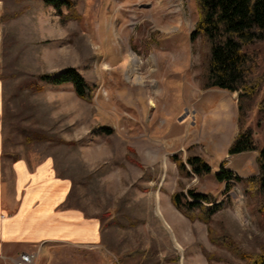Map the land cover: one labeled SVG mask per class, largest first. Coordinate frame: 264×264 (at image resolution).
<instances>
[{
    "label": "rangeland",
    "instance_id": "1",
    "mask_svg": "<svg viewBox=\"0 0 264 264\" xmlns=\"http://www.w3.org/2000/svg\"><path fill=\"white\" fill-rule=\"evenodd\" d=\"M73 1L78 19H63L42 0H0L4 169L19 158L30 165L50 158L57 177L72 183L68 205L100 219L102 243L23 247L0 264L29 252H37L35 264H208L205 252L220 259L214 264L237 261L209 241L208 227L264 252L261 216L243 185L234 181L225 194L215 178L223 162L239 177L256 176L257 158L228 154L219 162L206 151L211 139L236 138L238 94L201 89V40L191 42L195 0ZM249 50L263 71L264 42ZM66 68L94 87L91 102L71 84L39 80ZM221 98L234 111L219 123ZM259 118L254 111L248 125L262 148ZM173 155L200 156L213 172L178 181ZM183 189L211 195L224 208L210 225L192 222L169 205L170 193Z\"/></svg>",
    "mask_w": 264,
    "mask_h": 264
},
{
    "label": "trees",
    "instance_id": "2",
    "mask_svg": "<svg viewBox=\"0 0 264 264\" xmlns=\"http://www.w3.org/2000/svg\"><path fill=\"white\" fill-rule=\"evenodd\" d=\"M53 6L63 19H78L77 3L73 0H42ZM198 21L191 33V42L201 40L203 73L201 89H220L238 94V134L229 147L228 154L235 156L245 152H257L258 175L242 178L221 164L215 174L219 183L225 184V194L233 188V182L243 185L245 194L255 204L264 228V146L256 145L254 132L248 123L254 111L260 115L258 124L264 126V70L260 69L258 54L249 49L264 42V0H195ZM66 8L69 15H64ZM41 82L61 86L71 84L76 95L85 101L93 99L94 87L73 68L60 73L44 74ZM37 90H41L38 88ZM110 132L108 129H105ZM180 177L204 179L211 175V165L200 156H189L185 161L172 156ZM174 208L188 220L210 225L212 218L224 208L211 195L197 193L193 189L181 190L171 195ZM209 241L218 248L229 251L237 261L228 264H264V252H249L228 232L218 233L208 227ZM208 264L217 257L204 253Z\"/></svg>",
    "mask_w": 264,
    "mask_h": 264
},
{
    "label": "crops",
    "instance_id": "3",
    "mask_svg": "<svg viewBox=\"0 0 264 264\" xmlns=\"http://www.w3.org/2000/svg\"><path fill=\"white\" fill-rule=\"evenodd\" d=\"M1 92L0 82V113ZM225 100L221 98L216 104L224 105L219 111V123L223 120L222 115L233 114L234 111L233 108L228 110L229 104ZM188 140L184 142L187 143ZM232 140L233 138L214 142L211 139L210 150L206 151L219 154V162L227 161ZM202 144L205 145V141ZM246 153H253L255 158L258 157L257 152H245L235 156ZM4 155L0 135V258L15 257L23 247L42 248L43 245L51 244L96 246L102 243L103 225L100 219L86 218L84 210L68 205L72 183L68 179L57 177L50 158L35 165L19 158L13 160L6 171ZM228 165L227 162L226 166ZM174 168L179 181L175 163ZM228 170L232 171L230 168ZM174 192L168 197L169 205L173 209L171 195ZM161 212L162 209L160 215Z\"/></svg>",
    "mask_w": 264,
    "mask_h": 264
},
{
    "label": "built area",
    "instance_id": "4",
    "mask_svg": "<svg viewBox=\"0 0 264 264\" xmlns=\"http://www.w3.org/2000/svg\"><path fill=\"white\" fill-rule=\"evenodd\" d=\"M37 257L38 254L36 252L23 253L15 261V264H35Z\"/></svg>",
    "mask_w": 264,
    "mask_h": 264
}]
</instances>
